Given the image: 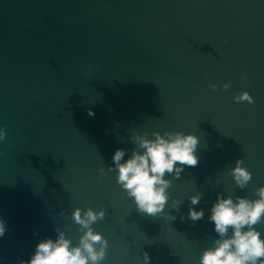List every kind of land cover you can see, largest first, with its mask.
I'll use <instances>...</instances> for the list:
<instances>
[{
  "label": "water",
  "instance_id": "1",
  "mask_svg": "<svg viewBox=\"0 0 264 264\" xmlns=\"http://www.w3.org/2000/svg\"><path fill=\"white\" fill-rule=\"evenodd\" d=\"M245 89L251 103L233 99ZM0 125V264L57 228L78 242L76 206L105 209L100 264H141L145 251L149 264H199L217 192L255 197L264 184V0H0ZM155 129L196 133L199 158L151 215L109 165ZM238 157L252 172L243 188ZM195 192L205 214L193 221Z\"/></svg>",
  "mask_w": 264,
  "mask_h": 264
},
{
  "label": "clouds",
  "instance_id": "2",
  "mask_svg": "<svg viewBox=\"0 0 264 264\" xmlns=\"http://www.w3.org/2000/svg\"><path fill=\"white\" fill-rule=\"evenodd\" d=\"M228 86V82L223 85L224 88ZM212 87H216V84H212ZM233 99L251 103L254 98L245 89L234 95ZM87 112L89 115L95 114L92 108H88ZM5 135V128L0 125V140ZM130 139L134 147L130 152L117 147L109 168L115 169L116 182L133 198L137 210L157 215L164 211L168 202L171 177H179L185 165L198 162L196 149L199 137L191 131L165 129L161 132L155 129L151 135L133 132ZM100 170L103 171V166ZM230 172L241 188L247 185L252 176L242 157L236 159ZM255 192V197L217 192L216 199L208 209V219L213 222L216 236L211 246L203 249L199 264H264V231L256 226L264 222V184L257 187ZM201 195L195 192L189 196L187 216L193 221L205 214L204 208L195 207ZM179 206V201L174 202L176 211H179ZM104 215L103 207L76 206L71 216L81 229L78 242L74 243L65 229L57 228L55 237L38 240L28 258L20 259L18 264H100L106 255L108 241L101 231L94 229L93 223ZM168 216L175 219V213H168ZM6 230V221L0 217V237ZM143 257L141 264H149L147 251Z\"/></svg>",
  "mask_w": 264,
  "mask_h": 264
}]
</instances>
